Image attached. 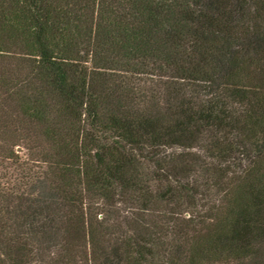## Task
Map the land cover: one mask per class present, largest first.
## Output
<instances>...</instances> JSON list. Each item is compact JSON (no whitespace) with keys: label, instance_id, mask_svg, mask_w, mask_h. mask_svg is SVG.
Here are the masks:
<instances>
[{"label":"trees","instance_id":"trees-1","mask_svg":"<svg viewBox=\"0 0 264 264\" xmlns=\"http://www.w3.org/2000/svg\"><path fill=\"white\" fill-rule=\"evenodd\" d=\"M0 264H264V0H0Z\"/></svg>","mask_w":264,"mask_h":264}]
</instances>
